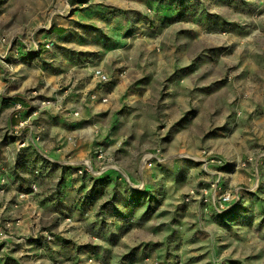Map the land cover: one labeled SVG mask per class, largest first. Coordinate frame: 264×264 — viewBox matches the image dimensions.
I'll return each mask as SVG.
<instances>
[{
  "label": "rangeland",
  "instance_id": "obj_1",
  "mask_svg": "<svg viewBox=\"0 0 264 264\" xmlns=\"http://www.w3.org/2000/svg\"><path fill=\"white\" fill-rule=\"evenodd\" d=\"M0 81L20 264H264V0H0Z\"/></svg>",
  "mask_w": 264,
  "mask_h": 264
},
{
  "label": "crops",
  "instance_id": "obj_2",
  "mask_svg": "<svg viewBox=\"0 0 264 264\" xmlns=\"http://www.w3.org/2000/svg\"><path fill=\"white\" fill-rule=\"evenodd\" d=\"M55 31L59 30L60 28L59 27H54L53 28ZM69 53L66 54L67 58L65 60V63L60 65L59 67H57V73H66L68 72L70 75H73V70H77L78 69V57L80 56H88L89 52L87 51H83V50H78V49H75V50H67ZM11 57V59H10ZM22 58V59H21ZM9 59L11 62H19V63H27V61H25L23 59V55H14L12 53L9 54ZM83 60V59H82ZM65 66V67H64ZM62 67H64V69H62ZM61 68V69H60ZM0 84L2 85V81H0ZM55 85V81L50 83V82H43L41 83L39 86L41 88H45L46 86L48 87L49 85ZM0 85V86H1ZM79 89H75L74 91H72V94L71 96L72 97H78V96H83L84 94V91H82V89L80 88H84L83 86L82 87H79L77 86ZM16 88L17 86H13V87H8V90L9 92H14L16 91ZM86 90V89H85ZM77 91H80L79 95ZM17 95V93L15 94ZM11 99L9 100V103L13 106V99H16L14 96H11L10 97ZM89 101H94V100H89ZM25 109V108H24ZM24 109H21V110H24ZM13 116L15 118H17L16 121H19L22 118H24L25 116V112L21 111L19 112V114L15 115V112L13 114ZM15 121V122H16ZM18 123V122H17ZM16 125V124H14ZM38 153L39 154H42V150L41 149H37ZM43 155V154H42ZM54 156V154L51 153H48L47 157H49V159H51L52 157ZM5 182V181H4ZM88 216H90V212L88 211L87 212ZM12 217V216H11ZM12 220V224L7 228V233H6V237L2 240L3 242L0 243V247H1V251L0 252V264H20L21 263V260H23V258H25V254H21L19 253V255H17L18 253L17 252H22L23 250V246H25V244L23 243L24 241H15L16 238H21V235L20 233L22 234L23 232H25L26 228H25V225L19 221V224L17 223H14L13 222V218H9V220ZM113 227V231H117L121 228V225H119V223H116L114 222L113 225H111ZM111 228V227H110ZM110 228H107L105 229L104 231H111ZM50 242H53L55 243V241H50ZM26 246H27V249H31V250H34L35 247H33V244L31 242H27L26 243ZM31 256V255H30Z\"/></svg>",
  "mask_w": 264,
  "mask_h": 264
},
{
  "label": "built area",
  "instance_id": "obj_3",
  "mask_svg": "<svg viewBox=\"0 0 264 264\" xmlns=\"http://www.w3.org/2000/svg\"><path fill=\"white\" fill-rule=\"evenodd\" d=\"M38 50V49H37ZM37 50L35 52H37ZM93 75L98 79V81L100 82H106L108 77L105 73H103L100 69H95L94 72H93ZM13 106L14 108L16 109L15 111L19 110L22 108L21 104L20 103H13ZM17 113L15 112V115ZM26 120H20L18 121V123L16 125H14L12 128H11V131H10V136L13 137V138H16V140L18 139V142L21 141V144H19L20 146H24L25 144V138H24V131H25V128L26 125ZM31 127L29 126V130L31 131ZM101 155H99L100 157ZM149 165H151V161L148 163ZM80 171V170H79ZM238 199V197H230L229 194H222L220 197H219V200L217 202L218 205H215L214 206V209L216 211H219V212H224L226 211L228 208H226V205L227 204H230V202L234 203L236 202ZM231 203V204H232Z\"/></svg>",
  "mask_w": 264,
  "mask_h": 264
},
{
  "label": "trees",
  "instance_id": "obj_4",
  "mask_svg": "<svg viewBox=\"0 0 264 264\" xmlns=\"http://www.w3.org/2000/svg\"><path fill=\"white\" fill-rule=\"evenodd\" d=\"M22 100V101H21ZM13 101V103H20L21 104V106L23 107V108H25V106H26V103H25V101H24V99H13L12 100ZM236 204V203H235ZM234 204V205H235ZM215 210V209H214ZM231 209H228V210H226V211H224V212H221V213H218L219 214V216H224V215H227L228 213H230L229 211H230ZM216 211V210H215ZM216 213H217V211H216Z\"/></svg>",
  "mask_w": 264,
  "mask_h": 264
}]
</instances>
